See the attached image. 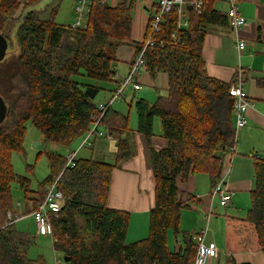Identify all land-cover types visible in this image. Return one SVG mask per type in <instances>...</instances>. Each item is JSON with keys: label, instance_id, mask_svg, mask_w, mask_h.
I'll return each mask as SVG.
<instances>
[{"label": "trees", "instance_id": "1", "mask_svg": "<svg viewBox=\"0 0 264 264\" xmlns=\"http://www.w3.org/2000/svg\"><path fill=\"white\" fill-rule=\"evenodd\" d=\"M39 1L0 0V33L9 43L0 61V94L8 107L0 123V264H46L43 256L31 257L34 240L16 224L11 183H20L32 213L57 179L65 202L58 217L51 218L52 241L55 252L70 258L68 264H193L198 245L180 225L188 203L178 181L206 173L213 188L236 141L234 97L229 93L233 80L210 76L203 58L207 26L229 24L227 11L215 6L218 0H202L201 12L188 10L189 26L181 31V42L173 38L177 15L167 13L154 46L145 53V69L153 77L166 72L169 87L154 103L136 101L137 131L150 140L159 117L168 145L151 148L155 205L149 234L129 243L130 213L108 206L114 168L135 154L127 114L110 107L100 120L118 137L114 162L77 157L74 166H67L66 156L49 151L50 174L37 190L29 177L13 170L11 153L23 148L28 120L57 144L70 146L85 136L101 116L95 98L103 89L101 82L112 81L116 74L118 48L134 44L136 54L142 49L143 41L133 38L136 0H93L84 28L56 21L62 0H50L43 8L37 7ZM258 83L264 86V77ZM254 171L246 215L226 219L227 243L233 251L264 252V155H255ZM171 229L182 237L177 250L169 247ZM231 263L252 264L234 259Z\"/></svg>", "mask_w": 264, "mask_h": 264}, {"label": "crops", "instance_id": "2", "mask_svg": "<svg viewBox=\"0 0 264 264\" xmlns=\"http://www.w3.org/2000/svg\"><path fill=\"white\" fill-rule=\"evenodd\" d=\"M239 1L240 12L246 18L247 23L238 30H233L229 24L208 25L203 45V58L207 73L225 82H229L238 74H242L245 90L253 104L247 110V124L241 128H236L235 149L228 153L225 161V171H228L225 187L234 193L233 198L227 206H221L219 197L212 195L211 180L206 173H196L186 181L181 178L178 181L183 199L187 200L188 203V206L181 213V228L193 235L205 231V242L207 244L214 243L219 249V256L210 258L207 264H232V259L236 262L262 264V256L258 252L264 254L263 251L257 249L233 251L229 248L226 238L227 216L243 217V214L247 213V208L250 207L251 191L255 187V155H264V86L258 83V80L264 77V0ZM146 2L147 0H136L133 11V38L138 42L145 39L151 14L148 11H150L151 4L156 1L150 0L149 4ZM217 2L215 6L217 8L218 4L221 6L218 9L223 12L228 11V4L225 0H218ZM115 3L116 0H113L112 4ZM72 8L74 15L75 0ZM240 39L246 41V47L242 52H239L237 47V42ZM117 55L116 74L112 81L101 82L100 85L103 89L95 98L97 105L107 102L119 81L128 74L136 56V48L135 46L122 45L118 48ZM143 73H145L144 80L141 78V71L138 77L140 83L142 84V81L145 80L150 82L148 80H150L151 74L147 70ZM157 76L159 81L150 82L157 87V95L145 91L143 96L139 98L153 103L159 96L167 94L168 74L160 71L154 77ZM142 89L143 85L140 90ZM140 90L133 88L134 93L130 94V102ZM125 92L119 100H127L128 96ZM114 103L113 109L123 113V109L114 106ZM234 120L236 125L235 113ZM131 121L132 125L129 126L128 137L135 154L114 168L108 206L130 213L127 241L134 242L148 235L150 211L155 205V176L150 160L151 148L164 149L168 145V139L163 135L161 119L158 117L154 120V135L150 140L143 133L137 131V120L131 117ZM101 129L108 132L105 125ZM117 141L118 137L116 136H97L93 145L87 147L91 149V154H85L80 158L93 157L101 161L114 162ZM75 142L80 147L83 137ZM20 206V208L17 205L14 206L16 216H18L16 224L20 229L26 231L30 225L32 226V221L34 226L35 220L26 206H22V204ZM27 232L30 233L29 230ZM39 235L44 234L37 231L36 237ZM174 241V249L177 250L183 244L182 237L176 236L174 232L169 230L168 243L171 249V244ZM40 256L45 258L43 254ZM56 256L55 254L56 264H60L61 262H57ZM50 264H53V261Z\"/></svg>", "mask_w": 264, "mask_h": 264}, {"label": "built area", "instance_id": "3", "mask_svg": "<svg viewBox=\"0 0 264 264\" xmlns=\"http://www.w3.org/2000/svg\"><path fill=\"white\" fill-rule=\"evenodd\" d=\"M228 4V17L229 25L233 30H238L247 23L246 18L240 12V1L239 0H225ZM93 0H75L74 8V21L71 24L75 28L86 27ZM203 2L202 0H158L150 6L151 14L149 19V28L146 32L145 39L143 40L142 49L136 54L133 63L129 69L128 74L119 81L118 85L114 89L111 98L98 105V109L101 111V116L92 124L88 132L85 134L84 140L80 145L79 149L71 151L67 156V166H74L75 160L78 156V152L82 147H90L97 136L110 135L108 132L101 129L102 123L101 118L106 110L112 107L113 103L121 99L125 90L132 86L134 90H140L142 84L139 81V74L142 68H145V53L148 48L154 46L155 36L160 31L161 25L165 20V15L170 12H175L177 15L176 30L173 33L175 42L180 41L181 31L189 26L188 18V6H193L197 11L201 12ZM153 9H155L153 11ZM239 52H242L246 47V41L240 39L237 42ZM245 81L242 74H238L233 82L230 84L229 93L234 97V112L236 114V128L245 126L247 120V110L252 106V101L249 98L245 90ZM111 136V135H110ZM236 142V141H235ZM234 146L229 152H233ZM228 171L224 170L222 177L219 179L217 184L212 189V195L219 197V203L221 206H227L232 198L233 192L229 191L225 187V178ZM65 202L64 194L58 186V179L55 180L49 187L46 193L45 199L39 203L36 208L32 211L36 228L38 233L44 235H51L53 238V230L51 218L52 216L58 217L61 211L62 205ZM13 213L9 212L8 218L14 219ZM18 216H16L17 218ZM17 220V219H16ZM196 241L197 253L193 264H207L209 259L212 257L219 256V249L214 243L207 244L205 242V231L198 233L193 236ZM57 262H61V258L56 256Z\"/></svg>", "mask_w": 264, "mask_h": 264}, {"label": "rangeland", "instance_id": "4", "mask_svg": "<svg viewBox=\"0 0 264 264\" xmlns=\"http://www.w3.org/2000/svg\"><path fill=\"white\" fill-rule=\"evenodd\" d=\"M50 0H41L38 2L37 7L43 8ZM110 4H112L113 0H106ZM150 0H147V4H149ZM156 2L158 0H155ZM74 0H62L60 9L58 11V14L56 16V21L61 24H72L74 21V15H73V5ZM218 3V2H217ZM216 3V4H217ZM218 8L221 6L218 4ZM155 9H153L154 11ZM22 9L19 10L21 13ZM148 11V10H147ZM152 10L148 11L150 13ZM19 13V14H20ZM12 41L15 40V36L11 35L10 38ZM130 46H135L134 44H126ZM145 68L141 69L142 75L141 78L144 80V74L143 71H145ZM148 77V75H147ZM150 80L148 81H159V77H153L149 76ZM148 77V79H149ZM150 82H147V80L142 81L143 89L138 91L136 95L134 96L132 102L131 96L134 93L133 88L129 86L126 90V95L128 96L127 100H119L114 103V106L120 107L123 109V113L127 114L129 116V126H131V117L137 120V112H136V100L143 96V93L145 91H148L150 94L157 95L156 86L152 85ZM133 97V96H132ZM155 101V100H154ZM154 103V102H153ZM159 118V117H158ZM160 119V118H159ZM27 130L26 135L23 142V148L18 150H13L11 153V163L13 165V170L20 175L27 176L31 179L30 186L33 190H37L40 187V184L46 179V177L50 174V167H49V161L47 153L49 151L51 152H58L63 154L64 156H68V154L78 149V143L73 142L70 146H65L61 144H57L55 142L47 141L44 134L33 124L32 120H28L26 122ZM83 136V140H84ZM78 146V147H77ZM91 154V149L87 147H82L81 150L78 153V158L81 156H84L85 154ZM11 192H12V199L14 206L17 205V207H21L26 204V195L24 189L21 187L20 183L17 181H13L11 183ZM19 204V205H18ZM223 208V207H222ZM225 209V208H223ZM246 209V208H245ZM229 210V209H228ZM248 210V208H247ZM247 212V211H246ZM223 214V213H222ZM246 213L243 214V216ZM34 219V218H33ZM35 222V221H34ZM26 229V228H24ZM30 231L32 237H33V244L31 246V257L37 258L40 255H44L46 259V264H50L51 261H53V264H56L55 261V254L58 255V257L61 258L60 264H68L64 260L63 254L60 252H55L53 247V241L51 235H37V228L33 221L32 226L30 225V228L26 229V231ZM171 232L172 229L170 230ZM149 234V233H148ZM148 236V235H147ZM146 236V237H147ZM129 242V241H127ZM131 243V242H129ZM172 250H175V241L171 244ZM260 256H262V264H264V254L262 252H258Z\"/></svg>", "mask_w": 264, "mask_h": 264}, {"label": "water", "instance_id": "5", "mask_svg": "<svg viewBox=\"0 0 264 264\" xmlns=\"http://www.w3.org/2000/svg\"><path fill=\"white\" fill-rule=\"evenodd\" d=\"M188 9L189 10L193 9V6H188ZM8 48H9V43L7 38L0 33V61H2L6 57L8 53ZM7 112H8L7 103L0 94V123L3 122L4 119L6 118ZM64 260L66 262H69L70 258L65 256Z\"/></svg>", "mask_w": 264, "mask_h": 264}]
</instances>
